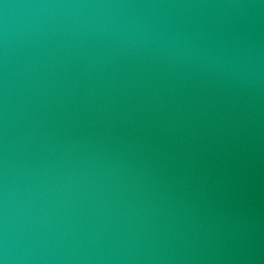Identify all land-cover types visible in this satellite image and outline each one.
<instances>
[{
    "label": "water",
    "instance_id": "water-1",
    "mask_svg": "<svg viewBox=\"0 0 264 264\" xmlns=\"http://www.w3.org/2000/svg\"><path fill=\"white\" fill-rule=\"evenodd\" d=\"M0 264H264V0H0Z\"/></svg>",
    "mask_w": 264,
    "mask_h": 264
}]
</instances>
